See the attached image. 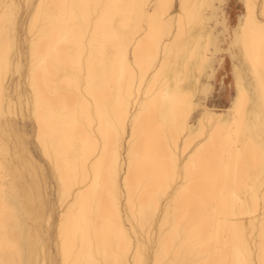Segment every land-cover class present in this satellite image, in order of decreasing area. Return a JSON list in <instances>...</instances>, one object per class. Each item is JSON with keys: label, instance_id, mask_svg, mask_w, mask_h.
<instances>
[{"label": "bare ground", "instance_id": "1", "mask_svg": "<svg viewBox=\"0 0 264 264\" xmlns=\"http://www.w3.org/2000/svg\"><path fill=\"white\" fill-rule=\"evenodd\" d=\"M242 1L244 15L249 0ZM144 2L159 0H0V5H18L11 35L0 8V261L78 264L103 257L119 264L135 259L132 249L179 232L205 259L237 264L250 251L259 264L264 248L260 151L251 137L248 143L241 137L246 128L258 133L264 121L256 71L264 37L252 33L248 49L232 50L234 94L230 106L217 111L205 103L211 86L203 81L215 48L211 12L216 0H172L194 6L191 12L201 6L209 26L188 20L181 26L177 19L169 40L164 33L172 22H161L152 36L133 42L139 13L133 6ZM251 2L264 14V0ZM38 4L46 7L43 19L33 24L29 6ZM95 5L107 6L99 20L95 7H80ZM115 15L130 21L119 35L110 22ZM161 41L168 64L156 80L150 69ZM241 84L250 89L247 100L241 99ZM169 87L173 92L179 87L181 94L165 99ZM138 100L144 106L139 162L128 186L121 179L120 190L113 192L111 150L92 160L95 139L129 105L140 112ZM26 120L33 123L36 147L48 167L31 150ZM203 135L210 139L194 162L195 178L179 203H172L164 192L169 140L183 156L186 148L191 154L194 145L199 147ZM73 191L81 196L69 203Z\"/></svg>", "mask_w": 264, "mask_h": 264}, {"label": "snow or ice", "instance_id": "2", "mask_svg": "<svg viewBox=\"0 0 264 264\" xmlns=\"http://www.w3.org/2000/svg\"><path fill=\"white\" fill-rule=\"evenodd\" d=\"M46 6L43 4L30 5V11L34 9L32 14L33 24H38L42 19L41 10ZM52 7V6H47ZM76 7V6H73ZM80 7H95L97 11L94 13V18L99 20L101 18L100 9L107 7L104 5L95 6H80ZM139 10L138 16L135 20V29L131 38L133 42L135 40H142L146 37L152 36L158 31V25L161 22L167 23L171 21L168 29L165 30V35L169 40L175 35V21L179 19L181 26H183L185 20L190 23L204 28L209 26V20L201 6H195L196 10L191 12L194 7L185 3H173L172 0H159L157 3L144 2L139 5L133 6ZM214 11L211 17V22L216 25L212 29L213 33L219 32L220 39L233 38L232 46L228 48V51H232L234 48L248 49V36L252 33H259L264 37V14L256 13L255 5L249 0L246 5V13L239 17L238 22L235 19L229 17L228 12L225 10L226 5L212 6ZM0 8L4 12V23L9 35H11L12 28L18 23V5L15 3H5L0 5ZM178 9V12H177ZM176 13V15H173ZM111 25L118 35L124 31L125 25L130 23L125 17L115 15L111 17ZM91 31V25L88 28ZM127 40V37H125ZM209 43H212L210 38ZM216 46L219 48V39L216 40ZM161 52L155 58L154 63L151 66L150 71L155 74L156 80L163 77L166 66L168 64V52L163 49L162 41L160 42ZM6 55H11V46L6 49ZM235 58V57H234ZM249 64L256 65L255 57L249 53ZM259 80V93L262 102H264V53H262L259 66L256 69ZM79 81V76H77ZM250 89L245 85H240V96L242 100H247L249 97ZM181 91L179 87L173 92L169 87L165 93V99L170 95H179ZM91 99V97H89ZM100 102H96L97 111L99 110ZM203 107V102H201ZM137 108L140 112H134L129 105L127 113L123 117H112L109 119L107 132H101L96 136V152L92 157V160L102 158L104 153H107L109 149L112 155V167L110 168L111 188L113 192L120 190V180L124 181V186H128V179L131 177L133 168L137 166L139 162V139L143 134V129L140 126L141 115L144 106L137 101ZM37 118L39 119V102L37 104ZM101 128L105 127L104 118L100 119ZM252 138L253 142L257 143L260 151V173L261 179L264 181V121L261 122L258 133L254 129L246 128L242 134V141L244 143L249 142V138ZM207 135L200 136L196 145L193 146L191 154L188 153V149H185V154L181 156L178 150L175 149L173 142L169 140L167 155H166V177L167 187L164 189L166 198L172 203L178 204L182 193L191 185L195 178V165L200 151L204 145L209 141ZM103 148V153L101 152ZM121 161L123 165L121 166ZM57 174L61 179V182L65 184L67 189L68 184L64 177L63 170L60 168L59 163L54 161ZM97 168L100 166V161L97 162ZM128 173V176H124V172ZM91 182V181H89ZM81 194L73 191V195L69 198V203L73 200L79 201ZM171 206V205H170ZM7 229V224L5 225ZM63 228V225H62ZM69 249L66 247V252ZM75 251V249H71ZM131 251L136 253L135 259L122 260L119 264H221V262L213 261L211 259H205L204 253L198 252L196 249L189 246L185 234L177 232L171 239L162 236L161 239L153 244L151 247L145 245L138 248H134ZM155 253L156 259H152V254ZM253 253L246 252L244 258L237 262V264H256V261L252 258ZM0 264H19L17 261H0ZM66 264H73V261L68 260ZM78 264H113L101 257L100 259L90 258L85 261L78 262ZM259 264H264V248L261 249Z\"/></svg>", "mask_w": 264, "mask_h": 264}, {"label": "rangeland", "instance_id": "3", "mask_svg": "<svg viewBox=\"0 0 264 264\" xmlns=\"http://www.w3.org/2000/svg\"><path fill=\"white\" fill-rule=\"evenodd\" d=\"M225 5H226L225 10L228 12L229 17L237 21L238 14L243 12L244 10L243 1L242 0H227ZM221 56L224 57L222 61L223 64L219 68L216 77L212 80V90L209 92L208 96L205 98V103L207 105L214 106L218 109L227 107L230 104L232 95L234 94V82H233V76L231 73L232 59L230 55L226 52L220 53V57ZM222 78L225 80L224 83L221 82ZM18 120L20 123L23 122L24 124V121H22L21 117H18ZM25 122H26L25 123L26 126H28L27 129L29 128L28 138L30 140L29 144H30L31 150L33 154L37 157V159L45 163L44 158L39 153V150L37 149L35 141H34V131L32 132V130H34L33 129L34 126L32 125L33 123L32 121H29V120H26ZM44 165L48 167L46 163ZM53 196L55 195L53 194Z\"/></svg>", "mask_w": 264, "mask_h": 264}, {"label": "crops", "instance_id": "4", "mask_svg": "<svg viewBox=\"0 0 264 264\" xmlns=\"http://www.w3.org/2000/svg\"><path fill=\"white\" fill-rule=\"evenodd\" d=\"M227 0H216L215 5L219 6L221 4L225 5L224 3H226ZM214 11V10H213ZM213 11L211 12V17L213 15ZM243 14V12L239 13L237 16V22L239 20V17ZM213 28L216 27V25L214 23H212ZM219 39V48H217L216 46V40ZM214 40H215V48H214V52L213 55L211 56L209 63L207 64L204 74H203V81L204 82H209L211 89L208 91L209 92L212 90V80L216 77L219 68L222 66V61L224 59L223 56L220 57V53L222 52H228V54L230 55L231 59H232V69H233V64H234V57L232 54V51H228V48L231 47V42H232V38H227V39H220L219 38V32L214 33ZM225 44V45H224ZM221 48V49H220ZM216 53V54H215ZM218 53V54H217ZM232 71V70H231ZM232 73V72H231ZM209 76V77H208ZM233 76V74H232ZM224 77V76H223ZM222 83L225 82V80L222 78L221 80ZM207 94V96H208ZM232 100V97H231ZM231 102V101H230ZM231 104V103H230ZM230 104L225 107V108H221L218 109L216 107H214L215 110L217 111H224L226 108H228L230 106Z\"/></svg>", "mask_w": 264, "mask_h": 264}]
</instances>
